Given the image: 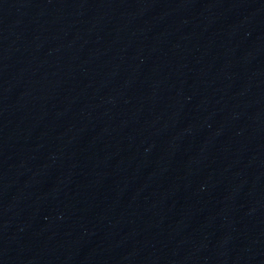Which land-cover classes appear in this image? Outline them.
<instances>
[{
	"label": "water",
	"instance_id": "95a60500",
	"mask_svg": "<svg viewBox=\"0 0 264 264\" xmlns=\"http://www.w3.org/2000/svg\"><path fill=\"white\" fill-rule=\"evenodd\" d=\"M0 264H264V0H0Z\"/></svg>",
	"mask_w": 264,
	"mask_h": 264
}]
</instances>
